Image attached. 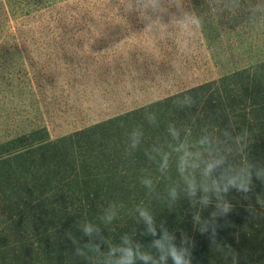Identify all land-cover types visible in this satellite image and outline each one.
I'll return each instance as SVG.
<instances>
[{
  "label": "trees",
  "instance_id": "trees-1",
  "mask_svg": "<svg viewBox=\"0 0 264 264\" xmlns=\"http://www.w3.org/2000/svg\"><path fill=\"white\" fill-rule=\"evenodd\" d=\"M0 264H264V61L1 142Z\"/></svg>",
  "mask_w": 264,
  "mask_h": 264
},
{
  "label": "rangeland",
  "instance_id": "rangeland-1",
  "mask_svg": "<svg viewBox=\"0 0 264 264\" xmlns=\"http://www.w3.org/2000/svg\"><path fill=\"white\" fill-rule=\"evenodd\" d=\"M264 61V0H0V143L55 140Z\"/></svg>",
  "mask_w": 264,
  "mask_h": 264
}]
</instances>
